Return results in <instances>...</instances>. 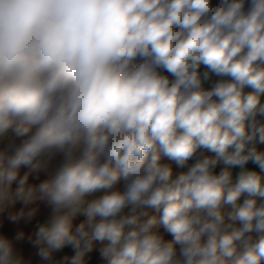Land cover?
I'll return each mask as SVG.
<instances>
[{
  "label": "clouds",
  "instance_id": "clouds-1",
  "mask_svg": "<svg viewBox=\"0 0 264 264\" xmlns=\"http://www.w3.org/2000/svg\"><path fill=\"white\" fill-rule=\"evenodd\" d=\"M0 264H264V0H0Z\"/></svg>",
  "mask_w": 264,
  "mask_h": 264
},
{
  "label": "crops",
  "instance_id": "crops-1",
  "mask_svg": "<svg viewBox=\"0 0 264 264\" xmlns=\"http://www.w3.org/2000/svg\"><path fill=\"white\" fill-rule=\"evenodd\" d=\"M250 167H251V165H250Z\"/></svg>",
  "mask_w": 264,
  "mask_h": 264
}]
</instances>
